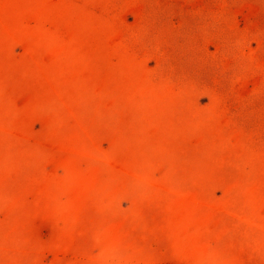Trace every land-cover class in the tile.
Listing matches in <instances>:
<instances>
[{"label": "rangeland", "instance_id": "374dc122", "mask_svg": "<svg viewBox=\"0 0 264 264\" xmlns=\"http://www.w3.org/2000/svg\"><path fill=\"white\" fill-rule=\"evenodd\" d=\"M0 264H264V0H0Z\"/></svg>", "mask_w": 264, "mask_h": 264}]
</instances>
